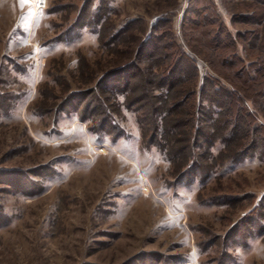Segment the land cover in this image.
I'll return each mask as SVG.
<instances>
[{"label": "rangeland", "instance_id": "1", "mask_svg": "<svg viewBox=\"0 0 264 264\" xmlns=\"http://www.w3.org/2000/svg\"><path fill=\"white\" fill-rule=\"evenodd\" d=\"M30 1L0 0V264H264V219L230 236L264 192V158L220 164L216 143L206 181L175 182L142 141L146 102L129 109L128 94L92 89L161 17L203 74L205 53L180 33L187 0H108L99 20L92 0L74 37L66 34L86 0H46L37 12ZM212 1L232 34L250 30L230 21L237 3ZM222 195L234 202L217 203Z\"/></svg>", "mask_w": 264, "mask_h": 264}, {"label": "trees", "instance_id": "2", "mask_svg": "<svg viewBox=\"0 0 264 264\" xmlns=\"http://www.w3.org/2000/svg\"><path fill=\"white\" fill-rule=\"evenodd\" d=\"M233 1L242 10L230 21L246 23L250 30L232 34L212 0H187L180 15L182 39L205 53L207 70L203 74L197 61L179 47L170 20L161 17L150 25L132 59L109 66L92 88L128 94L124 105L129 109L134 103L146 102L142 113L145 124L137 113L142 141L146 147L158 148L172 166L174 181L185 185L204 182L214 173L217 164L211 150L216 143L222 147L217 155L220 164L224 160L238 164L255 155L264 158V124L259 119L264 111V0ZM107 3L98 1L94 19L106 13ZM91 7L92 0L83 3L66 35L74 37L73 29L84 26ZM127 28L121 27L107 44L114 43ZM238 44L242 54L237 52ZM129 73L132 75L124 85L110 83ZM234 199L230 195L216 197L217 203L225 205ZM263 219L264 192L239 218V226L232 228L230 236L250 231Z\"/></svg>", "mask_w": 264, "mask_h": 264}, {"label": "built area", "instance_id": "3", "mask_svg": "<svg viewBox=\"0 0 264 264\" xmlns=\"http://www.w3.org/2000/svg\"><path fill=\"white\" fill-rule=\"evenodd\" d=\"M31 7L34 12H37L39 10L46 8V0H31Z\"/></svg>", "mask_w": 264, "mask_h": 264}, {"label": "snow or ice", "instance_id": "4", "mask_svg": "<svg viewBox=\"0 0 264 264\" xmlns=\"http://www.w3.org/2000/svg\"><path fill=\"white\" fill-rule=\"evenodd\" d=\"M20 3H21V5L23 6L24 4L29 3V0H20Z\"/></svg>", "mask_w": 264, "mask_h": 264}]
</instances>
